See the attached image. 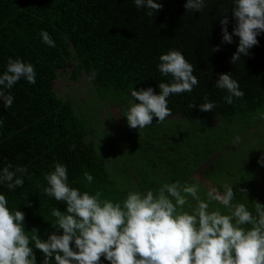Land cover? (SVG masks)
<instances>
[{
  "label": "trees",
  "instance_id": "obj_1",
  "mask_svg": "<svg viewBox=\"0 0 264 264\" xmlns=\"http://www.w3.org/2000/svg\"><path fill=\"white\" fill-rule=\"evenodd\" d=\"M156 2L162 9L149 17L147 9L137 8L133 0H0V74L7 70L9 58L31 63L37 73L35 84L21 79L11 90L5 89L14 96L10 108H4L0 101V119L4 121L0 127V168L10 163L13 171L20 166L28 171L23 187L12 191L0 184V194L8 199L10 210L25 214L24 227L29 236L47 240L57 232L52 226L56 221L52 209L66 212L65 203L43 192L48 186L45 176L57 163L67 166L71 187L91 195L99 191L101 199L122 202L129 191L156 192L164 183L177 180L204 186L194 171L209 159L205 174L210 176L211 167L217 166L220 174L226 175L230 168L223 157L226 147H238L241 135L252 127L255 135L254 126H262L264 119L258 114L264 113V33L258 36L259 44L249 49V55L241 54L233 64L231 57L237 51L239 37L233 36L231 44L222 42L220 20L228 17V31L232 33L236 24L232 16L234 0H206L202 11H187V0ZM41 30L50 34L54 48L42 42ZM217 46L219 51H212ZM171 50L180 51L194 66L198 86L190 93L168 98L172 114L163 123L154 118L150 126L131 129L126 121L130 102L134 101L131 92L152 87L159 94V83L172 82L171 75L165 77L158 70L160 56ZM69 66L75 67V74L87 75L95 86V98L103 105L119 106L118 129L127 136V142L137 140L116 148L119 163L108 161L105 144L95 142L94 136L88 138L95 132L85 115L89 110L79 112L73 103L57 95V70ZM93 69L97 70L95 78H91ZM229 73L244 92L243 98L234 97L231 105L224 100L228 92L215 87L219 76ZM205 96L216 104L212 111H200ZM192 104L196 107L190 108ZM99 115L92 110L94 119ZM116 118L107 121L115 124ZM104 120L100 122L106 124ZM223 125L227 133L217 144ZM191 132L199 136L196 142L186 140ZM176 133L185 140L177 142ZM101 135L112 134L106 130ZM257 150H242L236 160H229L233 174L224 176L218 187L222 192L224 185L232 187V203L246 204L254 215L255 203L264 204V186L256 184L257 179L264 183V165L258 163L264 151ZM85 172L94 177L91 183L84 178ZM204 189L199 195L207 200L202 196H207L209 189ZM189 201L194 208L196 201ZM216 209L229 214L222 204L211 202L209 211ZM184 210L192 211L187 206ZM57 234L62 235L63 230ZM71 246L77 250L74 243ZM30 247L37 264H42L44 254L35 249L34 242ZM101 262L110 264L103 256Z\"/></svg>",
  "mask_w": 264,
  "mask_h": 264
},
{
  "label": "clouds",
  "instance_id": "obj_2",
  "mask_svg": "<svg viewBox=\"0 0 264 264\" xmlns=\"http://www.w3.org/2000/svg\"><path fill=\"white\" fill-rule=\"evenodd\" d=\"M137 8L147 9L146 15L162 9L156 0H133ZM206 0H187V11H202ZM232 16L236 24L229 33V19L225 16L222 25V42L233 43L239 37L236 53L231 57L235 64L241 54L249 55V49L259 44L258 36L264 33V0H234ZM42 42L55 47L50 34L41 30ZM219 51V46L212 49ZM159 72L171 83H159L160 93L152 87L133 90L134 98L126 113L131 129H143L157 119L163 123L171 116L168 98L171 95L192 92L199 80L193 73L194 66L178 50L160 56ZM97 70H92L95 78ZM34 65L21 59L9 58L7 70L0 74V101L10 108L14 96L10 91L21 79L36 83ZM215 87L226 90L227 104L233 98H243L244 92L231 74H221ZM136 101H139L137 103ZM200 111H212L216 104L204 97ZM195 108L196 104L189 105ZM264 119V113L258 114ZM4 121L0 119V127ZM74 148V145H73ZM258 163L264 165V155ZM12 164L0 168V184L14 191L24 186L26 167L12 170ZM19 174V175H18ZM29 178H31L29 176ZM84 178L91 183L94 177L85 172ZM48 186L43 192L56 201L67 205L66 212L53 208L56 218L52 226L56 233L42 240L39 235L29 236L24 227L25 214L12 211L8 199L0 194V264H37L35 249L44 254L42 264H102L103 256L110 264H264V204L255 203V215L244 203L233 204V188L224 185L223 194L215 189L208 191L207 200L199 195V184L164 183L158 191H129L122 202L101 199L98 191L94 195L69 185L66 165L57 163L54 171L45 176ZM246 192V189H240ZM189 198L196 201L193 208ZM27 199V198H26ZM28 201V199H27ZM216 201L228 209L222 214L219 209L209 211L211 202ZM29 207L31 204L28 203ZM185 206L191 208L189 213ZM250 226V227H248ZM63 234H57L60 230ZM74 243L75 249L71 246Z\"/></svg>",
  "mask_w": 264,
  "mask_h": 264
},
{
  "label": "rangeland",
  "instance_id": "obj_3",
  "mask_svg": "<svg viewBox=\"0 0 264 264\" xmlns=\"http://www.w3.org/2000/svg\"><path fill=\"white\" fill-rule=\"evenodd\" d=\"M75 67L74 66H69L66 68H60L57 70V77L55 79L54 82V89L57 93L58 96L63 97L66 101L73 103V106L79 110V112H84L85 110H89L88 114H85L86 117L90 118V124L93 130H95V132L91 133L92 135H89V137H93L94 136V140L97 143L100 144H105L106 147H104V151L106 154L108 161L114 159L116 160L117 163L120 162L119 159V153L116 150L117 147H121L124 144V146L127 147V144L131 142H137V140L135 139H131L128 140L127 142V136H125L121 130H119L118 128V123L119 120H117L116 117L120 116L119 113V106L118 105H103V102H100L97 97L95 98V94H96V90H95V86L91 83V81L88 79L87 75L84 72H80L78 74H75L74 72ZM94 106L98 107V109H94ZM92 110H94V112L96 114L101 113L102 115H99L97 119H94L91 114H92ZM126 112V109L125 111ZM122 120L125 119V115L121 114ZM114 118H116L115 120V124L111 123L109 124V122L107 121V119L113 120ZM155 118V117H154ZM103 119H105V123L106 124H102L100 121H102ZM158 119V118H157ZM155 119V120H157ZM127 121V118H126ZM157 122V121H156ZM218 122H220V120H216L215 123L218 124ZM222 123V122H221ZM122 124V122L120 123ZM256 126H258L260 128V134L261 135H257V128ZM254 126V134L251 132V130H247L246 131V135H241V140H239V138L235 141H238V147L237 145H228L227 150L224 154V158H225V162L226 164L230 167V168H234V166H232V164H230V162H228L229 160H235L237 159V157H239V155L241 154V151L244 150L246 153H248V151H258V147L259 150L264 151V121L262 122V126L260 124ZM108 127V129H107ZM221 131L218 132L217 135H220L221 138H219L217 140V144H220L222 140V138H224L226 136V128L225 125L220 126ZM95 128V129H94ZM108 131L112 134L111 136H102V132L103 131ZM250 132V133H249ZM140 132H137L136 135H139ZM166 134V133H165ZM171 135V134H170ZM181 135V134H180ZM178 133H176L174 135V137L176 138V141H182L185 140L182 135L180 136ZM189 135H191V137H189ZM169 136V135H168ZM173 136V135H172ZM199 136H194L193 132L188 133L187 134V141L190 143H193L194 141L196 142L199 138ZM120 140V142H119ZM172 140V139H171ZM243 140V143H242ZM232 146L234 147V149H231ZM195 147V146H194ZM197 148V146H196ZM195 148V149H196ZM226 148H222V149H226ZM257 148V149H256ZM200 149V148H199ZM223 151V150H222ZM101 152V151H100ZM221 153V151H220ZM219 153V154H220ZM250 154V153H249ZM189 156V155H187ZM192 156V153H191ZM216 157V156H215ZM214 158V156H213ZM230 158V159H229ZM214 160V159H213ZM211 160H207L206 163H204V165L209 164ZM204 165H202L201 167H198L197 169H195L194 171V175L195 177L200 181L201 184H203L204 186H200L199 191H201L202 193L205 192V189H215L216 191H218L219 193L223 194V192L218 188L219 184L221 182H223V178L224 176H230L233 174V170H231L229 168V170L227 171L226 175H222L220 174V169H218L217 166L211 167L212 169H210L209 173L210 176H208L207 174H205V169L208 170V168H206ZM216 170L213 171V170ZM214 174V175H213ZM238 178V177H236ZM263 181H261L260 179L256 180V184L260 185V186H264V183H262ZM204 187V188H203ZM264 188V187H263ZM202 197H207L206 194H203Z\"/></svg>",
  "mask_w": 264,
  "mask_h": 264
}]
</instances>
